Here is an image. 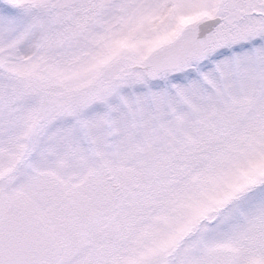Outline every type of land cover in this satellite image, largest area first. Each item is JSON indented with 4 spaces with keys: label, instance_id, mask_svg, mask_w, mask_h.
Returning a JSON list of instances; mask_svg holds the SVG:
<instances>
[{
    "label": "snow or ice",
    "instance_id": "obj_1",
    "mask_svg": "<svg viewBox=\"0 0 264 264\" xmlns=\"http://www.w3.org/2000/svg\"><path fill=\"white\" fill-rule=\"evenodd\" d=\"M0 264H264V0H0Z\"/></svg>",
    "mask_w": 264,
    "mask_h": 264
}]
</instances>
